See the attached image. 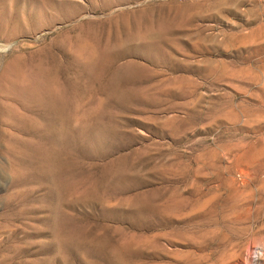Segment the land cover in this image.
Returning a JSON list of instances; mask_svg holds the SVG:
<instances>
[{"label": "rangeland", "instance_id": "rangeland-1", "mask_svg": "<svg viewBox=\"0 0 264 264\" xmlns=\"http://www.w3.org/2000/svg\"><path fill=\"white\" fill-rule=\"evenodd\" d=\"M233 1L0 0V264H247L256 247L264 264V69L238 73L239 58L260 57L246 52L264 0ZM239 31L247 43L227 44ZM89 40L142 68L80 97L90 129L61 156L74 194L22 165L34 139L11 83L52 65L73 77ZM143 43L159 47L157 62L137 54ZM61 216L78 230L69 249L54 236Z\"/></svg>", "mask_w": 264, "mask_h": 264}, {"label": "bare ground", "instance_id": "bare-ground-1", "mask_svg": "<svg viewBox=\"0 0 264 264\" xmlns=\"http://www.w3.org/2000/svg\"><path fill=\"white\" fill-rule=\"evenodd\" d=\"M233 2H235V0ZM241 2H243V0H239V2L237 4H239ZM67 17H69V16H67ZM252 24L254 25V29L252 30V33H251L252 38H253V41H252L253 46L249 51L246 50L247 51L246 53L254 54L257 57L258 56H260V57L256 61H253L251 64L249 63L250 65H247V63H248L247 59H245L243 57L239 58L241 60V63L243 65H245V66H243L244 68L240 67V69L238 70L239 74H241L243 72L246 74H249L251 72L250 70L253 68H254V70H258V71H260V69H264V20L261 18H255ZM109 34H110V31H109ZM67 36H68V34H67ZM70 36L68 39H70ZM74 36H76V35H74ZM76 38H77V36H76ZM91 38H92V36H91ZM83 39H84V37H83ZM138 39L140 40L141 38H138ZM208 39L213 40V36H209ZM237 39H238V42L240 43L239 44L240 46L247 43L244 40L245 37H243V34L240 31L236 32V33H229V34H226L224 36V40L229 45ZM64 40H65V38H64ZM87 40H88V38H87ZM98 40H100V39H98ZM80 41H84V40L81 39ZM89 42H90V40H89ZM151 42L154 43V41H151ZM93 43L94 42H90V44L89 43H84V44L78 43V44H76V47L74 46L75 47V49H74L75 55H74L73 60H71L72 63H70L72 65V68L74 69V72H73V77L70 76L71 78H68V77L67 78H63V77L59 78V70L56 69L55 65H54L55 67L52 65V67L42 66L39 69L38 73L32 78L26 76L25 74L24 75L18 74L17 77L15 76L16 79H14V81L11 83V88H12V91L14 93L16 102L20 106V110L23 113H25V115L27 114V116H23V113H22L21 116H16L17 119L16 118L15 119L17 120V122L19 121V124H21L22 129L28 134V136H30L31 138L34 139V142H31L32 140L31 141L28 140L29 142H25L23 144V149L21 151V154H24L25 156L27 155L28 158L26 157V160L24 162L22 161L23 162L22 165L23 166L34 165V167L36 168L39 175H42V176L52 175L56 184H57V187L60 190H71V191L75 190V185H76L77 181H75V178H73V179L71 178L73 176H72V174L70 175V172H69L70 170H68L69 163L66 160H64L61 156L63 153L66 152V150H69L73 147L77 148V146L80 143V137H82L81 134H82L83 130L84 129L85 130L90 129L87 127H81L80 126V123L82 124V122H80L81 121V118H80L81 117L80 116V110L81 109L79 108L80 104H81V101H80L81 98L80 97L84 96L83 93L88 90L89 86H91L88 83L94 84V83L101 81L102 79H108L109 86L111 85L109 88L112 89L114 87V82H118V81L123 82L124 80L132 79L140 72V70L142 68L141 65H139L136 62H132V61L124 63V64H121L122 63L121 62L120 65L117 64V61L121 58L120 52L112 49L111 46H107V45L103 46L100 43L98 45H101V46H98V45L93 44ZM117 43H119V42H117ZM136 43H135V45H136ZM69 48H70V46H69ZM63 49H65V48H63ZM137 49H138V51H136L137 54L141 55L142 57H145L150 62H157V60L159 59V56L161 54L159 47H157L156 45H153L152 43H143ZM242 52H243L242 50H238V55L241 56ZM12 61H14V59ZM44 63H45V61H44ZM13 64L15 66V63H13ZM40 64H42V63H40ZM29 65H31V64H29ZM222 66L224 68L223 70L227 71V73H228L227 65L224 64ZM66 67H68V66H66ZM15 68H18V67H15ZM27 68H29V66H27ZM38 68H39V66H38ZM25 69H21L22 72ZM37 70H36V72H37ZM70 70H72V69H70ZM16 71H17V69H16ZM31 72H32V70L30 71V73ZM252 78L255 79L256 76L253 75ZM3 86H4V84H3ZM7 88H8V86H7ZM91 89H94V88L91 87ZM97 90H98V87H97ZM97 90H96V92L98 93ZM107 90H106V92H108ZM88 92H90V91L88 90ZM142 93H143V91H142ZM94 94H96V93L94 92ZM100 94H102V93H100ZM97 95H99V94H97ZM107 97H109V96L107 95ZM110 98H111V96H110ZM91 99H92V96H91ZM97 99L100 100L99 98H97ZM97 99H95V100H97ZM93 100L94 99H92V101ZM90 103H91V101H89V103H87V104L89 105ZM101 103H102V101H101ZM11 104H12V102H11ZM85 104L86 103H83V105H85ZM92 104L93 103H91V105ZM4 105L6 106L5 103H4ZM8 105H9V103H8ZM16 109L17 108H15V110ZM87 109H92V108H87ZM15 110L10 109L9 111L13 112V115H15ZM85 110H84V113H85ZM3 114L4 113H2V115ZM88 114H89V112H88ZM10 116L11 115H9L8 118ZM91 118H95V117H91ZM12 120H14V119H12ZM9 121H11V120H9ZM87 121H89V120H87ZM13 122L16 123L15 120ZM85 123H87V122H85ZM3 124H4V121H3ZM4 125H7V123ZM89 125H91V124H88L87 126H89ZM82 126H83V124H82ZM84 126H85V124H84ZM17 130H18V128H17ZM98 135H99L98 133L91 134L90 132L86 134L87 137H97ZM18 140H21V138ZM22 140H24V139H22ZM15 163H17V162H15ZM20 168H23V167L21 166ZM14 169L16 170V168H14V166H13V170ZM67 175H70V178H66ZM15 177H17V176H15ZM79 188H80V186H79ZM75 191L73 192L74 194H75ZM62 194L64 195L63 192H62ZM77 197H78V195L76 196V198ZM61 203H64V202L61 201ZM65 204H66V202H65ZM60 208H63V207H60ZM51 211H52V209H51ZM55 212H57V211H55ZM49 217H51V216H49ZM61 217H59V219L57 221V227H54V228H56V230H55L56 235L54 234V236H57V238L60 239V246L63 249H69L72 245L74 246L78 242V240H77L78 239V230L72 226L68 227L66 225L67 224V221L65 219L66 217L65 218L63 216H61ZM77 226H78V224L76 225V227ZM66 231H67V233H65ZM53 233L51 232V236ZM62 252H64V251H62Z\"/></svg>", "mask_w": 264, "mask_h": 264}, {"label": "built area", "instance_id": "built-area-1", "mask_svg": "<svg viewBox=\"0 0 264 264\" xmlns=\"http://www.w3.org/2000/svg\"><path fill=\"white\" fill-rule=\"evenodd\" d=\"M263 256V251L260 247L254 248L251 252L250 260H247V264H261V258Z\"/></svg>", "mask_w": 264, "mask_h": 264}]
</instances>
